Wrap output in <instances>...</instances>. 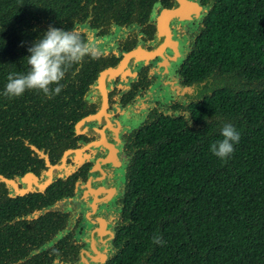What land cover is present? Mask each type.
<instances>
[{
    "label": "trees",
    "instance_id": "16d2710c",
    "mask_svg": "<svg viewBox=\"0 0 264 264\" xmlns=\"http://www.w3.org/2000/svg\"><path fill=\"white\" fill-rule=\"evenodd\" d=\"M93 5L110 13L108 0H0V173L30 157L25 143L43 145L61 110L80 102L81 85L72 78L88 64L70 67L59 94L48 96L9 98L7 76L27 72V48L50 26L73 31ZM203 25L187 67L197 98L144 129L116 252L106 264H264V0H213ZM225 123L240 140L221 160L209 145ZM57 232L37 229L30 253L41 252L26 264L53 263L58 244L46 245ZM5 239L0 220V264H22L27 252Z\"/></svg>",
    "mask_w": 264,
    "mask_h": 264
},
{
    "label": "flooded vegetation",
    "instance_id": "af4514ba",
    "mask_svg": "<svg viewBox=\"0 0 264 264\" xmlns=\"http://www.w3.org/2000/svg\"><path fill=\"white\" fill-rule=\"evenodd\" d=\"M184 1L182 17L172 13L181 0H108L110 13L81 11L73 31L92 54L72 78L80 102L61 110L43 145L25 143L30 157L1 168L0 220L5 242L27 252L22 264L41 252L30 253L40 226L58 229L46 245L58 244L52 264H106L115 254L144 129L180 115L199 92L187 67L213 0Z\"/></svg>",
    "mask_w": 264,
    "mask_h": 264
},
{
    "label": "clouds",
    "instance_id": "9594fccd",
    "mask_svg": "<svg viewBox=\"0 0 264 264\" xmlns=\"http://www.w3.org/2000/svg\"><path fill=\"white\" fill-rule=\"evenodd\" d=\"M27 52L24 58L28 65L27 72L7 76L3 95L9 98L20 97L26 91H37L45 96L59 94L60 81L67 70L91 55L92 48L74 31L50 26L27 48ZM220 137L209 145V151L224 160L233 153L234 145L239 143L240 133L232 124L225 123L220 128Z\"/></svg>",
    "mask_w": 264,
    "mask_h": 264
},
{
    "label": "water",
    "instance_id": "95a60500",
    "mask_svg": "<svg viewBox=\"0 0 264 264\" xmlns=\"http://www.w3.org/2000/svg\"><path fill=\"white\" fill-rule=\"evenodd\" d=\"M182 2V8L176 12H172L173 15H176L178 17H182V15L186 14V12L188 11L189 7H188V3H185L184 0H181ZM107 74L103 75V77H105ZM102 77V78H103Z\"/></svg>",
    "mask_w": 264,
    "mask_h": 264
}]
</instances>
